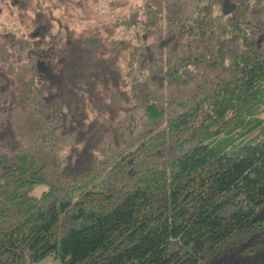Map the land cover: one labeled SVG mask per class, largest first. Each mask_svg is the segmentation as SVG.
Masks as SVG:
<instances>
[{
    "label": "trees",
    "instance_id": "obj_1",
    "mask_svg": "<svg viewBox=\"0 0 264 264\" xmlns=\"http://www.w3.org/2000/svg\"><path fill=\"white\" fill-rule=\"evenodd\" d=\"M4 9L0 264L264 251V0Z\"/></svg>",
    "mask_w": 264,
    "mask_h": 264
},
{
    "label": "rangeland",
    "instance_id": "obj_2",
    "mask_svg": "<svg viewBox=\"0 0 264 264\" xmlns=\"http://www.w3.org/2000/svg\"><path fill=\"white\" fill-rule=\"evenodd\" d=\"M42 10L43 12L41 11V13L43 16L41 19L42 22H44L45 7ZM46 15L48 16V13H46ZM6 16L7 11L5 9L0 11V23ZM44 188L45 186H38L34 193L40 194ZM45 264H58V262L50 256L45 259ZM203 264H264V251H260L258 253L248 252L246 250V244L229 245L220 253L219 256L210 259Z\"/></svg>",
    "mask_w": 264,
    "mask_h": 264
},
{
    "label": "built area",
    "instance_id": "obj_3",
    "mask_svg": "<svg viewBox=\"0 0 264 264\" xmlns=\"http://www.w3.org/2000/svg\"><path fill=\"white\" fill-rule=\"evenodd\" d=\"M28 264H45V259L38 263H28Z\"/></svg>",
    "mask_w": 264,
    "mask_h": 264
}]
</instances>
